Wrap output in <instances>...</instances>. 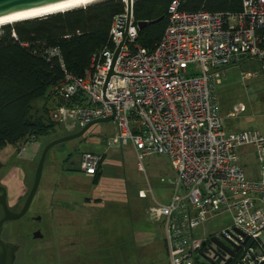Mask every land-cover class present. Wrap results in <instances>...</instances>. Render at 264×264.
Wrapping results in <instances>:
<instances>
[{
    "label": "built area",
    "instance_id": "1",
    "mask_svg": "<svg viewBox=\"0 0 264 264\" xmlns=\"http://www.w3.org/2000/svg\"><path fill=\"white\" fill-rule=\"evenodd\" d=\"M122 15H125L122 14ZM111 26L114 48L94 54L82 76L65 73L50 93L48 118L67 130L113 114L114 133L106 143L131 144L138 158L157 153L175 171L174 190L166 203L148 206V217L160 221L169 264H264V136L258 131H226L218 88L227 70L245 64L243 82L264 77V0H242L236 13L185 11L177 0L168 8V24L152 50L137 42L138 25L131 12L102 98L113 52L121 40ZM195 65V67H194ZM246 111L232 105L229 116ZM251 147L258 157L254 178L246 176L240 152ZM105 152L83 150L78 168L93 176ZM145 197L143 190L139 191ZM229 215L230 226L216 236L231 255L196 229L210 217Z\"/></svg>",
    "mask_w": 264,
    "mask_h": 264
},
{
    "label": "rangeland",
    "instance_id": "2",
    "mask_svg": "<svg viewBox=\"0 0 264 264\" xmlns=\"http://www.w3.org/2000/svg\"><path fill=\"white\" fill-rule=\"evenodd\" d=\"M241 68L249 67L229 68L219 86L224 128L258 131L264 136V77L258 75L243 82ZM239 101L245 103L246 111L229 116L232 105ZM42 104L43 99L35 102L31 114L41 110ZM46 119L52 123L48 113ZM80 129L67 130L58 124L33 140L0 147V185L7 190L11 210L22 207L45 145ZM113 133V121L96 123L81 136L48 150L26 215L3 226L2 236L12 235L20 245L18 260L22 264H168L162 223L149 219L147 211L156 202L169 201L175 171L163 154L152 153L140 159L131 144H107ZM92 149L106 153L96 181L77 165L78 153ZM258 161L251 147L240 152L249 178L256 176ZM140 190L145 197L139 195ZM2 215L0 207V218ZM230 223L229 215H216L195 232L201 238L219 235ZM36 230L41 238L32 237Z\"/></svg>",
    "mask_w": 264,
    "mask_h": 264
},
{
    "label": "trees",
    "instance_id": "3",
    "mask_svg": "<svg viewBox=\"0 0 264 264\" xmlns=\"http://www.w3.org/2000/svg\"><path fill=\"white\" fill-rule=\"evenodd\" d=\"M172 1L133 0L134 21H152L138 30L137 42L141 46L155 48L168 24ZM177 1L179 9L185 11L236 13L242 9V0ZM125 10L123 0H99L0 26V147L33 140L58 125L46 119L51 89L64 79L65 73L82 76L94 54L105 47L114 48L111 26ZM257 33L264 42V26ZM40 99L41 110L31 114L33 104ZM105 155L92 176L95 181Z\"/></svg>",
    "mask_w": 264,
    "mask_h": 264
},
{
    "label": "water",
    "instance_id": "4",
    "mask_svg": "<svg viewBox=\"0 0 264 264\" xmlns=\"http://www.w3.org/2000/svg\"><path fill=\"white\" fill-rule=\"evenodd\" d=\"M62 1H66V0H0V18L33 11V10L47 7L49 5L56 4ZM123 1L126 3L125 15L118 16L117 26H116V31L121 32V40L113 52L111 63L109 65L108 72L106 74V78H105V81L102 87V98L104 100H108L105 97V88L112 74L123 75V76H128V77H145L144 75H126V74L117 73L113 71V66L118 57L121 46L123 45L126 39H130L126 31H127V26L130 20L131 12H132L133 0H123ZM151 22L152 21H138L137 25H138V28L141 29L142 27L146 26L147 24H150ZM8 24H11V23H8ZM112 119H113V114L106 116V117H100V118L94 119L90 123L82 127L79 131L66 135V136L59 137L57 139L52 140L48 144H46L40 154V157H39L36 169H35V174H34L31 188L19 211H13L8 207L7 190L3 185H0V207L3 212V215L0 218V264H15V256H16V251L18 250V245L13 242L6 241L2 238L3 226L6 221L20 219L28 211L29 206L33 200V197L38 189L44 160H45L48 150L56 144H59L61 142H65V141L81 136L87 129H89V127H91L92 125L96 123H107L111 121ZM37 218L40 219V216H38ZM40 235L41 234L39 233V231L38 232L36 231L35 237H38ZM210 239L216 245H218L222 249L229 252L231 255L234 254V251L230 250L216 236H211ZM228 263L229 261H227L225 264H228Z\"/></svg>",
    "mask_w": 264,
    "mask_h": 264
},
{
    "label": "bare ground",
    "instance_id": "5",
    "mask_svg": "<svg viewBox=\"0 0 264 264\" xmlns=\"http://www.w3.org/2000/svg\"><path fill=\"white\" fill-rule=\"evenodd\" d=\"M99 0H66L62 1L56 4L49 5L47 7H43L40 9H36L33 11L29 12H24L4 18H0V26L20 20H26L34 17H40L52 13H57V12H64L70 9L78 8V7H84L88 4H91L93 2H96ZM63 126V125H62Z\"/></svg>",
    "mask_w": 264,
    "mask_h": 264
},
{
    "label": "flooded vegetation",
    "instance_id": "6",
    "mask_svg": "<svg viewBox=\"0 0 264 264\" xmlns=\"http://www.w3.org/2000/svg\"><path fill=\"white\" fill-rule=\"evenodd\" d=\"M21 209V208H20ZM19 209V210H20ZM18 210V211H19ZM27 213V212H26ZM26 213H25V215H26ZM25 215H23V216H25ZM22 216V217H23ZM21 217V218H22ZM36 220L37 219H39V218H37V217H34ZM39 221V220H38ZM37 232L39 231V230H36ZM36 231H33L32 232V237H34V238H41V236L42 235H40V236H38V237H35V233H36ZM39 233H40V231H39ZM2 234H3V230H2ZM41 234V233H40ZM14 236H12V235H9V237H7V238H4L3 236H2V238L4 239V240H6V241H9V242H13V243H15V244H17L18 245V250L16 251V256H15V264H22V262L21 261H19L18 260V252H19V250H20V245L18 244V243H16L15 242V240H14V238H13Z\"/></svg>",
    "mask_w": 264,
    "mask_h": 264
},
{
    "label": "crops",
    "instance_id": "7",
    "mask_svg": "<svg viewBox=\"0 0 264 264\" xmlns=\"http://www.w3.org/2000/svg\"><path fill=\"white\" fill-rule=\"evenodd\" d=\"M252 68V69H256L257 68V64H245L244 65V68ZM242 69V68H241ZM223 81H225V77H224V80ZM226 83L224 82V85H225ZM227 85H229V84H227ZM221 86V85H220ZM222 87V86H221ZM218 91H219V88H218ZM220 99V98H219ZM92 150H94V149H92ZM105 150H106V148H105ZM104 150V151H105ZM243 151H244V149H243Z\"/></svg>",
    "mask_w": 264,
    "mask_h": 264
}]
</instances>
